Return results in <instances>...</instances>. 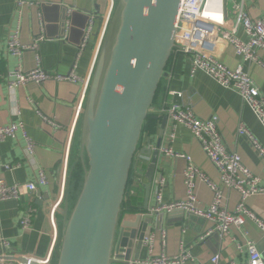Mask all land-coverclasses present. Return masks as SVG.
<instances>
[{
    "label": "crops",
    "instance_id": "1",
    "mask_svg": "<svg viewBox=\"0 0 264 264\" xmlns=\"http://www.w3.org/2000/svg\"><path fill=\"white\" fill-rule=\"evenodd\" d=\"M24 1L27 4L20 14L17 0H0V126L12 122L23 125L15 138L0 142V179L7 185L22 186L35 182L40 171H43L47 183L40 185L34 194L22 189L20 200L0 203V232L11 242V253L16 258L5 259L0 264H20L22 259L17 258L27 255L45 258L53 247L50 213L62 198V175L70 134L74 131L76 135L78 131L77 111L85 81L94 71L102 31L113 13L111 0ZM114 1L116 4V0ZM233 2L235 0H227L228 9H231ZM245 8L253 19L264 16V0H245ZM84 10L89 12L85 13ZM17 29H20V42L23 46L32 47L37 44L36 48L25 51L21 60L8 50L9 37ZM39 38L43 40L38 41ZM238 38L248 41L241 30ZM216 55L231 69L243 66L264 95L262 67L245 61L226 42L218 45ZM257 55L264 61V50L258 49ZM18 66L25 72L40 66L51 75L67 77L74 74L78 80L71 82L50 79L40 85L30 82L11 87V73ZM169 90L182 92L183 98H175V101L190 108L198 118H218L219 130L228 148L241 156L244 165L264 186V159L251 141L239 134L240 127L244 126L264 148L263 125L237 92L222 87L202 71L192 75L190 57L174 52L167 66L166 76L159 86L151 114L144 125L140 145V148L146 147L154 151L161 139L159 162L148 209L155 205L158 192H161L166 203L186 199L184 173L189 162L184 158L165 155L163 150L171 148L175 153L190 159L213 185L223 190L225 206L229 211L233 212L240 203H244L264 221V194L250 196L243 201L240 193L224 189L218 171L190 130L174 125L167 119L166 128L161 131L162 120L157 113L167 100ZM156 116L160 117L159 120L154 118ZM26 137L34 144L31 154L27 152ZM151 159V156L141 157L138 169L133 170L131 176V184L138 177L142 179L144 191L141 209L144 207L145 186L148 184L145 174ZM161 180L163 185L160 184ZM196 195L202 207H208L214 199V192L200 181L197 183ZM31 207L36 209V213L30 228L23 230L21 221ZM59 208H63V204ZM146 212L140 210L139 214L142 221H151L147 225L146 235L155 236L154 255L165 250L169 256H175L180 253L181 247H185L191 249L196 264H210L211 257L215 255L220 256L221 264L231 261L241 263L248 259L243 247L246 242L251 241L257 245L264 259V233L250 219H246L242 227L233 228L225 237L214 234L201 241V237L211 227L208 221L181 211L160 215L144 214ZM56 215L57 224L61 226L63 217L58 210ZM136 215L138 213H124V218L134 221ZM142 226L143 222L139 230ZM163 232L166 233L165 247L162 244ZM136 253L137 248L133 250L130 261L145 260L148 249L143 246L138 260L134 259Z\"/></svg>",
    "mask_w": 264,
    "mask_h": 264
},
{
    "label": "water",
    "instance_id": "2",
    "mask_svg": "<svg viewBox=\"0 0 264 264\" xmlns=\"http://www.w3.org/2000/svg\"><path fill=\"white\" fill-rule=\"evenodd\" d=\"M180 1L116 0L78 117L84 178L70 209L68 166L63 208L57 209L63 218L61 226L57 224L55 264H129L135 248L134 259H139L151 221H142L139 213L134 221L125 219L123 205L133 170L141 157L151 156L141 211L148 210L161 139L154 151L140 145L169 61L179 48ZM160 120L164 131L167 117Z\"/></svg>",
    "mask_w": 264,
    "mask_h": 264
},
{
    "label": "built area",
    "instance_id": "3",
    "mask_svg": "<svg viewBox=\"0 0 264 264\" xmlns=\"http://www.w3.org/2000/svg\"><path fill=\"white\" fill-rule=\"evenodd\" d=\"M214 1H216V3H213ZM111 3V12H113L115 1L111 0ZM17 4L21 14V9L27 2L24 0H17ZM110 18L111 16L107 19L102 31L101 39L97 47L96 60ZM177 29L178 35L176 44L179 48L174 52H180L190 57L192 75L197 71H202L222 87L237 92L264 127V95H262L252 77L244 71L243 66L239 65L231 69L224 65L216 55L218 45L222 42H226L233 46L237 55L242 57L245 61L253 62L264 69V61L257 55L258 49L264 50V16L258 19L251 18L245 8V0H235L231 9L227 8V0H181L177 17ZM240 30L247 36V42L238 38ZM89 33L90 30L87 31L86 39ZM42 40L43 38L38 39V41ZM36 46L37 44L32 47H26L21 44L20 29H17L9 37V53L19 60L22 59L25 51L34 49ZM11 76L13 77V80L10 81L11 87L24 85L30 82L40 85L50 79L71 82H77L78 80V77L74 74L67 77L51 75L40 66L30 72H25L21 66H18L15 71L11 73ZM91 76L92 74L85 81L84 92L77 111L78 117L85 103ZM183 96L184 94L182 92L169 90L167 100L157 114L161 117H167L174 125H180L192 132L209 161L218 171L224 189L240 193L243 201L250 196L264 194V186L261 185L260 179L253 175L244 165L239 154L228 148L219 130L218 118L215 117L209 120L198 118L190 108H185L175 101V98H183ZM22 129L23 125L15 122L0 126V142L8 138H15L17 133ZM239 134L246 136L251 141L255 150L264 159V148L254 138L250 131L242 126L239 129ZM73 135L74 131H71L62 175V198L52 208L50 213V222L53 228V247L45 258L39 259L28 255L17 258L26 261L24 263L20 262V264H54L53 254L58 241L56 213L65 193ZM26 139L28 140L27 152L31 154L34 151V144L28 137H26ZM163 152L169 157L184 158L189 162L184 173L187 189L186 199L183 201L166 203L163 201L161 192H158L155 205L149 208L144 214L160 215L165 212L171 214L181 211L202 218L208 221L211 227L201 237V241H204L214 234L225 237L233 228L242 227L246 219L254 221L264 233V221L259 219L244 203H240L233 212L229 211L225 206L223 190L213 185L209 179L193 165L190 159L184 155L175 153L171 148L165 149ZM6 168L8 169L10 167ZM198 181L208 185L214 192L213 202L208 207H202L199 204L196 195ZM46 183L47 179L43 171H40L35 182H29L22 186L19 184L7 185L4 180L0 179V203L7 200H20L22 189H25L30 194H34L40 185H45ZM137 183L141 184L142 179L138 177L133 181V184H130L128 188L130 191L126 200L129 199V197H135L136 194L134 190L132 191V186H136ZM160 184L163 185V180H161ZM35 213V208H28L27 215L21 221V228L23 230L30 228ZM142 243L143 246L148 249L147 258L143 261H130L129 264H196L191 249L185 247H181L180 253L175 256H169L166 254L165 250L159 255H154V234L145 235ZM162 244L164 247L166 246L165 232L162 233ZM0 249L1 263L5 262V259H16L11 253V242L6 239L1 232ZM240 249H242V247ZM243 249L248 255V259L245 262L236 263L231 261L227 264H264L262 253L254 242H246ZM210 264H221L220 256L215 255L211 257Z\"/></svg>",
    "mask_w": 264,
    "mask_h": 264
},
{
    "label": "trees",
    "instance_id": "4",
    "mask_svg": "<svg viewBox=\"0 0 264 264\" xmlns=\"http://www.w3.org/2000/svg\"><path fill=\"white\" fill-rule=\"evenodd\" d=\"M80 127V123L78 126V130ZM78 131L75 135V138L73 140V144L71 147V153H70V160H69V167H70V179L68 184V198H69V205L70 209L73 207L74 203L76 202L78 195L81 191L82 184H83V178H84V171L82 164L78 158ZM131 180L129 182V186L131 184ZM141 184H136V186H132V191H135V197H129L123 205V211L124 213H130V214H136L139 213L141 210V206L143 203V196L142 193L144 191L143 186ZM129 188V187H128ZM130 189H127V195L129 193ZM128 198V197H127ZM57 216V215H56ZM59 241V240H58ZM57 241L55 251L53 254V262L55 264L57 259V253H58V246L59 242Z\"/></svg>",
    "mask_w": 264,
    "mask_h": 264
},
{
    "label": "rangeland",
    "instance_id": "5",
    "mask_svg": "<svg viewBox=\"0 0 264 264\" xmlns=\"http://www.w3.org/2000/svg\"><path fill=\"white\" fill-rule=\"evenodd\" d=\"M127 202V201H126ZM62 209V208H61ZM126 214V213H125Z\"/></svg>",
    "mask_w": 264,
    "mask_h": 264
}]
</instances>
